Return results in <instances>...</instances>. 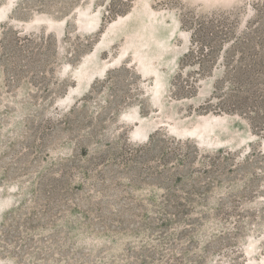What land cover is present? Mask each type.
Masks as SVG:
<instances>
[{"label":"rangeland","instance_id":"rangeland-1","mask_svg":"<svg viewBox=\"0 0 264 264\" xmlns=\"http://www.w3.org/2000/svg\"><path fill=\"white\" fill-rule=\"evenodd\" d=\"M262 43L264 0H0V264H264L263 105L221 91Z\"/></svg>","mask_w":264,"mask_h":264},{"label":"trees","instance_id":"trees-1","mask_svg":"<svg viewBox=\"0 0 264 264\" xmlns=\"http://www.w3.org/2000/svg\"><path fill=\"white\" fill-rule=\"evenodd\" d=\"M235 32H237V30H235ZM201 39H204L203 42H205V38L203 36H200V40ZM234 43L235 41H233L232 45ZM261 45L262 47H264L263 43ZM205 46L207 47L206 44H202L203 48ZM214 47L215 46H210L211 54L215 51ZM230 47L226 48L224 52L226 53ZM249 48V45H235L233 52L239 50L242 54L238 62L243 60H251L253 63H242L240 66L235 64L233 66H230V62L226 63V75L222 80L225 79L224 82L226 83V85H228V87L221 89V91L223 90L224 92H227V90H229V92L227 93L228 98L225 100V104H228L234 110L250 108V101H254L255 103H257L255 107L259 106L260 104L263 105L262 118L264 119V57L259 56V53L256 52L251 56V58H249ZM225 53L223 55V59L225 58ZM204 56L206 58L209 57V55ZM202 61L206 62L205 59H202ZM220 82L223 81H218V85L215 87V90L220 89ZM261 114L262 113H260V115ZM259 127L264 131V121Z\"/></svg>","mask_w":264,"mask_h":264}]
</instances>
